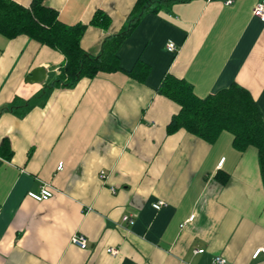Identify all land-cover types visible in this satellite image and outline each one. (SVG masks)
I'll return each mask as SVG.
<instances>
[{"label": "crops", "instance_id": "1", "mask_svg": "<svg viewBox=\"0 0 264 264\" xmlns=\"http://www.w3.org/2000/svg\"><path fill=\"white\" fill-rule=\"evenodd\" d=\"M14 1L28 7L33 0ZM136 1L44 4L67 25H87L81 45L98 54L105 37L127 26ZM226 1L145 12L118 50L121 70L71 89L53 86L61 52L0 33V264H212L215 256L264 264V253L253 257L264 247L257 149H237L226 131L214 142L185 129L169 134L179 106L158 93L167 75L183 78L200 98L236 83L264 120L259 0ZM98 11L110 18L107 30L90 25ZM138 61L149 66L144 82L129 75ZM37 68L47 70L45 81L26 82ZM45 185L50 199L29 196ZM76 234L86 237V249L72 243Z\"/></svg>", "mask_w": 264, "mask_h": 264}, {"label": "trees", "instance_id": "2", "mask_svg": "<svg viewBox=\"0 0 264 264\" xmlns=\"http://www.w3.org/2000/svg\"><path fill=\"white\" fill-rule=\"evenodd\" d=\"M188 1L137 0L127 26L119 33L105 37L98 54L88 52L81 45L87 25H67L61 22L58 12L46 6L44 0H33L28 7L14 0H0V33L7 38L27 35L61 52L65 62L53 86L71 89L83 78L91 79L99 73L121 70L118 50L145 12H159L175 3ZM90 25L107 30L110 18L98 11ZM149 71L147 64L138 61L129 75L144 82ZM158 93L179 106V112L167 127L169 134L185 129L206 141L214 142L221 133L230 132L237 149L243 151L249 146L257 149L264 184V120L256 101L246 88L235 83L200 98L183 78L167 75ZM2 150L7 158L11 156L12 152L6 142Z\"/></svg>", "mask_w": 264, "mask_h": 264}, {"label": "built area", "instance_id": "3", "mask_svg": "<svg viewBox=\"0 0 264 264\" xmlns=\"http://www.w3.org/2000/svg\"><path fill=\"white\" fill-rule=\"evenodd\" d=\"M232 2H233L232 0H227L226 4L231 5ZM253 13L256 17L260 18L264 22V0H259V2L256 4L253 10ZM167 48L171 52H175L177 50V47L173 42H169L167 45ZM62 168H63V163H60L58 166V170H62ZM29 196L38 202L45 201V200L50 199L53 196V189L50 185H45L42 187L40 193L30 192ZM163 205H164V202L160 201L159 203H156L154 205V208L159 210ZM123 221L127 223H133V217L126 215L123 217ZM72 243L81 249H86L88 246V241L86 237L81 234L74 235L72 237ZM108 252L110 254L116 255L118 253V249L110 248L108 249ZM196 252L203 253L204 250H197ZM262 253H264V247L257 249L253 257L257 258ZM225 261L226 260L224 259V257L215 256L213 258L212 264H224Z\"/></svg>", "mask_w": 264, "mask_h": 264}, {"label": "water", "instance_id": "4", "mask_svg": "<svg viewBox=\"0 0 264 264\" xmlns=\"http://www.w3.org/2000/svg\"><path fill=\"white\" fill-rule=\"evenodd\" d=\"M47 70L45 68L35 69L29 77H27L26 82L28 83H43L46 79Z\"/></svg>", "mask_w": 264, "mask_h": 264}]
</instances>
